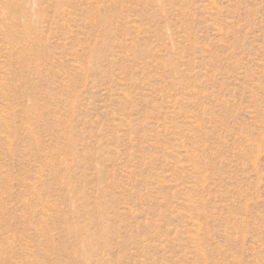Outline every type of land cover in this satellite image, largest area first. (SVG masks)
I'll return each instance as SVG.
<instances>
[{
    "label": "rangeland",
    "instance_id": "1",
    "mask_svg": "<svg viewBox=\"0 0 264 264\" xmlns=\"http://www.w3.org/2000/svg\"><path fill=\"white\" fill-rule=\"evenodd\" d=\"M0 264H264V0H0Z\"/></svg>",
    "mask_w": 264,
    "mask_h": 264
}]
</instances>
